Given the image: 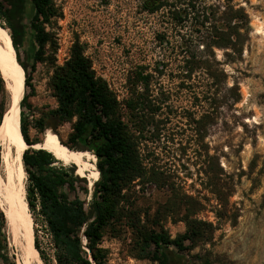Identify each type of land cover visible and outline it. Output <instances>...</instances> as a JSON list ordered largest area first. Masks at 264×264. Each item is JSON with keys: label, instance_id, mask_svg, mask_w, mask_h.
Wrapping results in <instances>:
<instances>
[{"label": "rangeland", "instance_id": "1", "mask_svg": "<svg viewBox=\"0 0 264 264\" xmlns=\"http://www.w3.org/2000/svg\"><path fill=\"white\" fill-rule=\"evenodd\" d=\"M166 1L53 0L56 15L44 25L53 42L48 43L44 59L36 60L38 44L31 27L35 7L25 0V37L19 53L32 75V92L23 97L30 137L40 141L38 146H32L41 148L51 129L47 122L54 116L47 113L58 107L52 88L55 65L70 57L76 42L120 99L128 95V77L142 70L152 74L153 96L164 101L160 117L167 124L160 141L145 142L144 153L149 154L151 163L173 174L175 188L150 183L144 191L131 195V206L123 210L126 217L109 229L103 242L109 252V264H158L137 256V231L131 226L132 221L142 227L164 229L175 237L186 231L184 215L193 211L196 213L190 218L213 224L212 240H199L193 250L174 255L171 264H184L185 257L189 264H203L207 258L211 264H264V34L260 33L264 30V0H233L247 14L239 28L241 51L219 46L211 49L204 42H194L193 51L209 61L214 77L198 70L190 79L184 74L186 54L182 45L186 39L204 35L205 30L197 16L190 17L185 26L175 23L169 6L162 4ZM205 4L220 6L223 11L226 0H199L200 6ZM6 5L11 7L10 2ZM219 26L228 29L222 22ZM0 28V50L6 51L4 40L13 44L12 37L8 29L1 25ZM16 54L15 49V58ZM212 82L216 84L211 92L203 94ZM6 89L7 112V84ZM204 114L197 126L190 121L191 117L198 119ZM43 116L44 129L39 127ZM71 130V122H60L59 138H48L56 156L66 151L61 139L66 141ZM53 138L60 147L54 145ZM13 142L11 138L10 150L0 148V172L12 199L16 197L13 200L18 201L23 184L27 200L29 179L27 173L17 169ZM85 159L88 161L86 154ZM88 166L89 170L83 172L92 187L97 173L90 162ZM77 168L81 175L80 166ZM191 202L196 210H189ZM172 204H176L175 210H171ZM0 210L5 217L2 252L17 264H57L51 235L41 216L35 217L29 208L35 238L38 236L49 257L47 262L40 253L34 255L22 230L14 234L1 205Z\"/></svg>", "mask_w": 264, "mask_h": 264}, {"label": "trees", "instance_id": "2", "mask_svg": "<svg viewBox=\"0 0 264 264\" xmlns=\"http://www.w3.org/2000/svg\"><path fill=\"white\" fill-rule=\"evenodd\" d=\"M30 1L35 7L31 20L38 44L35 57L36 60H43L48 43L53 42L44 25L56 15V10L53 0ZM8 2L11 3L10 8L6 5ZM162 4L169 6L172 19L178 25L185 26L191 20L190 17L197 16L205 30L204 35L191 41L186 39L182 45V51L186 54L183 65L185 78H192L198 70L214 77L209 61L193 51L194 42H204L211 49L219 46L241 51L239 28L247 14L242 7H236L233 0H226L223 11L220 6H200L199 0H167ZM24 12L25 0H0V25L10 31L25 81L24 94L28 97L32 92V75L29 65L19 53L25 37ZM219 22L228 29H221ZM213 84L216 83H210L208 91L203 94L211 92ZM52 88L58 107L47 113V116H60L61 124L72 123L67 140L61 139L67 149L59 157L48 144L50 136L59 138V134L56 135L51 129L47 130L41 148H33L40 141L30 137L25 111L26 97L20 103L25 149L30 146L23 153L24 168L29 179V208L35 217L41 216L47 225L57 264H109V252L103 242L109 229L126 217L123 210L131 206V195L144 191L150 183L175 188L173 174L167 173L155 162L151 163L147 157L149 154L144 153L146 141H160L162 138L167 124L160 117L164 101L155 99L152 74L144 73L143 70L128 77V95L120 99L108 81L97 74L91 59L78 42L72 46L70 57L63 64L55 65ZM8 100L9 93L0 73V126ZM204 117L205 114L198 119L191 117L190 121L197 126ZM45 126L46 117L43 116L39 127L44 129ZM54 145H58L55 140ZM85 154L91 168L97 173L94 188L83 172L89 170ZM60 159L72 163L65 164ZM77 165L80 166L81 175L77 172ZM137 186H140L138 190ZM90 188H93V192L88 198ZM175 206L172 204L171 210H175ZM188 208L196 210L193 202ZM195 213L186 212L183 219L187 229L175 237L164 229L142 227L133 220L131 226L137 231V256L158 264H171L174 255L193 250L199 240L211 241L213 224L190 218ZM4 227L5 217L0 210V242ZM35 246L41 258L49 261L38 236ZM2 250L3 246L0 245L1 264H17ZM184 264H189L186 257ZM203 264L211 262L207 258Z\"/></svg>", "mask_w": 264, "mask_h": 264}, {"label": "bare ground", "instance_id": "3", "mask_svg": "<svg viewBox=\"0 0 264 264\" xmlns=\"http://www.w3.org/2000/svg\"><path fill=\"white\" fill-rule=\"evenodd\" d=\"M1 29L2 28H0V33L2 32ZM260 33L264 34V30H260ZM1 35L3 37L4 34ZM4 41L6 51L0 50V69L4 79L6 80V84L10 92V106L0 126V148L4 147L5 150H10L9 140L11 138L14 139L15 142H13V154L15 153L16 156L15 159L17 160V169L19 173L21 171V173L24 172V175H26V170L24 168L23 162L25 143L21 131L20 111V103L25 93V81L20 69V65L17 59L15 58V48L13 44L7 39H5ZM10 182L7 184H9L8 186L11 187L12 184L10 185ZM6 190L7 185L0 172V205L2 206V209L6 214L9 228L14 232L15 235H17L21 230L25 233L23 234L26 235V237L29 239L30 248L34 255L37 257L39 255V252L35 246V231L33 227V217L30 213L26 200V190L22 184L18 201L13 200L16 197L12 199V197L9 195L10 192H7ZM10 191L12 193V190ZM24 264L28 263L26 262Z\"/></svg>", "mask_w": 264, "mask_h": 264}, {"label": "water", "instance_id": "4", "mask_svg": "<svg viewBox=\"0 0 264 264\" xmlns=\"http://www.w3.org/2000/svg\"><path fill=\"white\" fill-rule=\"evenodd\" d=\"M60 116H54L50 121L47 122V126L51 128V130L57 134V129L60 124ZM58 135V134H57ZM99 171V170H98ZM94 186V184H93ZM92 186V187H93Z\"/></svg>", "mask_w": 264, "mask_h": 264}]
</instances>
